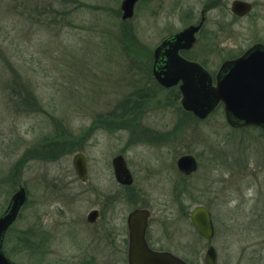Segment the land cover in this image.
Listing matches in <instances>:
<instances>
[{"label":"rangeland","instance_id":"obj_1","mask_svg":"<svg viewBox=\"0 0 264 264\" xmlns=\"http://www.w3.org/2000/svg\"><path fill=\"white\" fill-rule=\"evenodd\" d=\"M122 1L0 0V214L19 185L28 192L5 254L19 264H64L78 248L66 236L69 218L94 207L95 191L114 190L110 163L124 152L153 219L165 225L152 230L159 245L205 264L208 242L190 221L203 205L212 213L217 264H264L262 129H233L222 106L199 120L183 109L179 91L158 88L150 72L162 40L202 19L189 53L213 75L225 60L264 44V0H241L253 6L245 17L231 12L235 0H142L126 21ZM142 88L155 90L143 97L142 124L176 141L130 143L126 130L96 127L98 119L124 117L118 103L145 94ZM84 132L91 177L83 187L59 177L76 180L78 148L61 150L64 138L77 142ZM183 154L199 156L191 177L177 169ZM21 236L30 249L18 247Z\"/></svg>","mask_w":264,"mask_h":264},{"label":"water","instance_id":"obj_2","mask_svg":"<svg viewBox=\"0 0 264 264\" xmlns=\"http://www.w3.org/2000/svg\"><path fill=\"white\" fill-rule=\"evenodd\" d=\"M140 0H123L121 4L122 20L133 18L135 7ZM253 10L251 3L235 0L231 12L238 17H245ZM204 19L198 25H190L173 37L165 40L155 49V57L163 52L165 61L163 71L154 70L157 81L169 88L179 83L181 104L186 112L200 120L206 119L219 105H223L227 123L233 129L256 127L264 130V44L256 43L242 55L225 61L215 81L212 76L195 62L179 56L180 50L190 49L197 34L202 30ZM117 180L130 184L132 176L121 156L115 159ZM77 174L85 179V163L82 156L74 160ZM179 170L190 175L198 169V162L192 155H183L177 161ZM27 201L26 190L20 188L11 198L6 211L0 216V264H19L11 260L3 246L8 230L17 221L21 209ZM149 212L135 210L131 216V261L133 264H186L170 253H155L147 248L144 232ZM191 222L199 235L212 239L214 227L212 213L205 206H198L192 211ZM216 253L213 247L206 252L204 263L215 264Z\"/></svg>","mask_w":264,"mask_h":264},{"label":"flooded vegetation","instance_id":"obj_3","mask_svg":"<svg viewBox=\"0 0 264 264\" xmlns=\"http://www.w3.org/2000/svg\"><path fill=\"white\" fill-rule=\"evenodd\" d=\"M140 1H142V0H140ZM188 26H190V25H188ZM177 33H175V34H177ZM175 34H171V35L167 36L165 39L162 40V42L157 47H159L165 40L173 37ZM195 44H196V41L190 49L180 50L179 56L186 59L187 61H191V62H195V63L200 64L203 67V69L206 70L212 76L213 81H215V76L217 75L218 72L214 75L211 74L205 68V66L202 63L196 61L193 57L190 56L189 52H191V50L194 48ZM163 52H165V49H164V51H162L159 54V56H157L158 58L155 57V53H154L152 69L150 72L152 73V76L154 77L155 82H157V84L160 86L158 88L175 91L176 93L179 91V93H180L179 86L181 83H179L178 85L166 88V87L162 86L157 81V79L155 77L154 70H162V71L164 70L163 67H164V64H165V61L167 58L165 56H163ZM237 57H239V56H237ZM237 57H235V58H237ZM235 58H233V59H235ZM227 60H231V59H227ZM227 60H225V61H227ZM142 89L144 90L143 93H145V94H141L139 92V90H137V93L135 94V96H133V94H132L130 100L129 99L123 100L122 102L118 103L117 106L120 105V106H122L123 109H125L124 110V117H119L120 115H118V117H109V118H104V119H102V118L98 119L97 122L95 123L96 127L97 128L100 127V128H102L106 131H109V132H116L117 130H126L130 133V139H129L130 143L142 142V143H149L150 145H162V144H164L165 137L169 138L170 136H172L173 133H171V132L165 133V132L155 131L152 128H149L146 125L142 124V120H141L142 117L144 116V114L148 113V111H147L148 103L143 102V100H144L143 97L148 96L151 90H153L155 92V90L153 88H151V90L148 92L145 91L146 89H144V88H142ZM176 89H177V91H176ZM180 95H181V93H180ZM218 106H220V104ZM218 106L215 109H217ZM131 107H133L134 109L137 108L136 111L135 112H133V110L130 111L129 109H131ZM126 108H129L128 111L126 110ZM103 125H105V126H103ZM96 127H95V129H96ZM93 128L94 127L88 128V131L92 130ZM81 135L82 136L78 137L77 142H75V141L70 142L68 139L63 137L64 138L63 148L61 147L62 148V150H61L62 154L61 155L66 154L68 152L69 148L70 149L72 148L73 150H75V147L78 148L79 152L74 156V158L72 160V171H71L75 175L76 180L69 181L70 180V176H69L70 174L69 175L66 174L65 176L61 175L59 178L61 180H64V182H67V183L75 182V183H78L84 187L85 185H87L89 183V180L91 177V167L89 165L88 157H87V155L85 153V149H84L88 143L87 140L89 137L88 136L89 133L84 132ZM170 139H171V137H170ZM171 140L174 142L177 139H171ZM52 153H54V151ZM183 155H192V154H183ZM183 155H181V156H183ZM77 156H82V159L84 160L85 168H86L85 179H82L77 174L76 168L74 166V160ZM119 156H121L123 158L125 165L128 168V170L132 176V182L130 184L121 183L117 180L114 162H115V159ZM181 156H179L177 158L176 166H177V161ZM192 156H194L195 159L197 160L198 169H199V161H200L199 156L198 155L197 156L192 155ZM130 164H131V161L128 162L127 157L124 154V152H120V153L116 154L112 158L111 163H110V167L112 169L113 176L115 178L114 190H112V191L110 190V192L107 193L106 195H101L99 192L95 191L96 194H99L100 196H96L94 198V203H93L94 207L86 214H82L81 212H78L75 214V217L73 216V217L69 218V222L66 224L68 226L66 236L68 238V242H70V243L73 242V244L71 246L72 247L78 246V248H77V251L73 252L72 254L65 256V259L63 260L64 264H133L131 261V254H130L132 251V245H131V235H132L131 227H132V225H131V221H130V216L135 210H147L149 212V217L147 219V225H146L145 232H144V239H145L147 248L149 250H151L152 252H155V253H170V254L178 257L182 261H184L186 264H196L195 261H192L188 258L179 256L178 254H176V251H174L172 248L159 245V241L153 239L152 230L155 227V225H157L160 228L165 227V225H161V223H159L158 220L153 219L152 208L149 207L148 201L143 196L142 192L137 188V186H135V178H134L133 172L131 170ZM177 169L182 175H184L186 177H191L192 175H194L198 171V169H197L194 173H192L190 175H186L179 170L178 166H177ZM59 178H57L55 180L58 181ZM22 187L23 186L19 185L18 190ZM23 188L26 190L25 187H23ZM17 191H15L14 194ZM83 193H85V192H83L81 190L80 194H83ZM26 194H27V199H28L27 190H26ZM12 196H11V198H12ZM11 198H10V200H11ZM10 200H9L6 208L0 214V216L6 211L8 205L10 203ZM25 205H26V203H25ZM200 206H203V205H200ZM22 209H21V211H22ZM20 214H21V212H20ZM20 214H19V216H20ZM191 214H192V212H191ZM191 214H190V221H191ZM212 222H213V218H212ZM13 226L9 230H11L13 228ZM213 227H214V223H213ZM194 228H195V226H194ZM75 229H77V231L79 229L80 233L78 232V234H76L75 237L71 238L69 233ZM9 230H8V232H9ZM8 232H7V234H8ZM35 233H37V229H35ZM7 234H6V236H7ZM49 235H50V239H49V241H50L53 236L51 234H49ZM214 237H215V227H214V235H213L212 239L207 240L204 237H202V238L208 242L207 250L211 247H213L215 249V253H216L215 264H217L218 254H217V250H216L215 246L213 245ZM33 244H34L33 247L35 249H37L38 239L36 236H35V241H33ZM207 250H206V252H207ZM205 255H206V253H205Z\"/></svg>","mask_w":264,"mask_h":264},{"label":"trees","instance_id":"obj_4","mask_svg":"<svg viewBox=\"0 0 264 264\" xmlns=\"http://www.w3.org/2000/svg\"><path fill=\"white\" fill-rule=\"evenodd\" d=\"M178 94H179V93L177 92L176 95H178ZM126 110L128 111V109H126ZM129 110L132 111V110H134V108L131 107V109H129ZM261 131L264 133V130H261ZM19 243H20L21 245H19ZM25 243H27V244H25ZM18 247H19V248L26 247L27 249H30V248H31V242H30V239L27 238V237L23 238L22 236L19 237V239H18Z\"/></svg>","mask_w":264,"mask_h":264}]
</instances>
